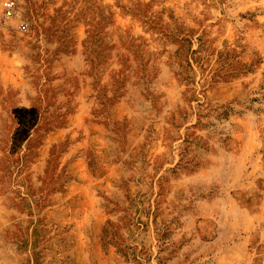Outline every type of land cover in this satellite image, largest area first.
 I'll list each match as a JSON object with an SVG mask.
<instances>
[{
	"label": "rangeland",
	"instance_id": "374dc122",
	"mask_svg": "<svg viewBox=\"0 0 264 264\" xmlns=\"http://www.w3.org/2000/svg\"><path fill=\"white\" fill-rule=\"evenodd\" d=\"M0 264H264V0H0Z\"/></svg>",
	"mask_w": 264,
	"mask_h": 264
},
{
	"label": "built area",
	"instance_id": "2783aa9c",
	"mask_svg": "<svg viewBox=\"0 0 264 264\" xmlns=\"http://www.w3.org/2000/svg\"><path fill=\"white\" fill-rule=\"evenodd\" d=\"M2 6L7 16L13 15L16 8V0H1ZM25 28V25H22Z\"/></svg>",
	"mask_w": 264,
	"mask_h": 264
}]
</instances>
